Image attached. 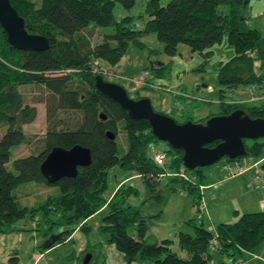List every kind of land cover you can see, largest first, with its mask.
Masks as SVG:
<instances>
[{"label": "trees", "instance_id": "1", "mask_svg": "<svg viewBox=\"0 0 264 264\" xmlns=\"http://www.w3.org/2000/svg\"><path fill=\"white\" fill-rule=\"evenodd\" d=\"M117 2L125 7L133 4V0H10L24 19L27 32L45 37L49 48L42 52L17 50L7 43L0 27V234L24 231L16 227V223L28 217L36 223L38 232L40 223L47 226L46 236L53 230L59 231L57 238L47 243L53 247L62 244L75 230L87 235L91 227L85 221L107 210L101 231L107 234L108 243L122 254L125 264H211V248L224 257L221 264H243L246 254L254 253L264 244V211L241 214L234 211L238 218L235 222L219 223L213 230L191 219L186 222L191 233L176 235L178 252H175L172 239L146 241L151 218L132 206L130 200L139 194L135 186L123 183L109 199L103 196L107 189V172L118 166L133 172L140 180L147 200L162 203L159 187L165 180V188L171 192H183L191 197L199 213L204 205L202 192L206 176L200 168L185 169L182 151L170 147L159 152L164 154L165 162L157 165L150 148L160 141L152 135L149 123L129 118L117 103L95 88L94 81L100 75L110 82L104 79L102 71L96 70V60L117 65L130 45L145 47L141 41L145 36L155 35L168 57L178 55L180 44L198 54L202 63L192 73L204 71L213 56L211 48L226 37L234 56L219 67L217 101L220 110L193 122L204 123L212 116L229 115L235 110L243 111L251 119H264L262 97L255 96L253 102H236L229 101L228 96L240 89L255 86L262 89L264 82V75L257 71L264 66V38L249 26L244 15L249 0H169L166 4L149 0L141 16L147 18L141 29L135 27L133 17L115 20L113 9ZM89 26L112 27L113 33L104 35L101 43L91 47L88 37L82 34ZM164 69V65L154 66V76L163 78ZM33 85L49 95L45 99L47 128L42 149L10 161L12 149L28 141L23 127L37 117V109L25 102L21 92V88ZM139 89L150 90L151 87ZM140 98L143 97L137 93L134 99ZM66 112L67 117L61 118ZM69 113L80 116L73 119ZM107 132L114 135V140L106 136ZM120 133L125 138L124 149L116 141ZM244 144L247 157L224 160L220 168L227 174L224 177L232 178L224 165L244 160L253 162V167H260L264 179V142L244 140ZM76 145L90 151V166L79 167L74 178L48 184L40 173L47 154L54 147L69 150ZM259 179L256 176V181ZM28 183L55 187L58 194L48 196L36 206H21L15 191ZM16 256L17 252L11 254L13 258Z\"/></svg>", "mask_w": 264, "mask_h": 264}, {"label": "rangeland", "instance_id": "2", "mask_svg": "<svg viewBox=\"0 0 264 264\" xmlns=\"http://www.w3.org/2000/svg\"><path fill=\"white\" fill-rule=\"evenodd\" d=\"M148 1L149 0H133L131 7H125L117 2L113 9L115 20L120 21L123 17H133L135 18V27L137 29L143 28L147 18L141 16L144 15V8ZM168 1L169 0H160L162 4H166ZM244 15L248 18L249 26L257 29L264 38V0H249L248 5L244 9ZM112 33V27L89 26L82 34L88 37L91 47H94L102 42L104 35ZM141 41L145 44V47L140 49L130 45L126 54L117 65L112 66L103 60H96V64L99 67H97L96 70L103 72L105 80L122 86L130 98H136V94L139 93L142 97H146L150 100L156 112L170 115V117L175 119L179 124L185 122L187 118H191L192 121L196 122L211 114H217L219 112V101H217L219 96V86L217 82L219 67L221 63H226L234 56V51L228 44L226 37L223 38L220 44L214 45L211 48L213 56L204 71L195 73L191 71L183 76L180 84L181 87L173 90V94H178L179 96L170 95L165 91H159L154 88L150 90H140V87H137L134 89L121 79L122 76L126 74L129 75L126 68V66L129 65L128 71L131 75L130 77L137 79L140 74L145 73L147 82L152 83L154 72L149 69L152 63H161L164 65L165 69L162 70L163 78H172L171 68L173 57L171 58L164 54L163 44L158 41L155 35L145 36ZM196 56L199 55L192 53L186 45H178V58H181L185 62H189L192 57L195 58ZM257 71L264 75V66ZM107 73L120 76L109 79L105 75ZM253 89L254 92L258 93L256 96L262 97L261 101H264V82L262 84V89L257 86ZM248 90L249 88L240 89L228 95L231 97L229 101H239L249 98L251 93ZM21 92L25 96V102L37 109V117L33 123L23 127V132L27 136L28 141L12 149L10 161L41 151L42 138L47 128L45 119V99H47L49 95H46L47 93H45L43 88L34 85L21 88ZM253 97L256 98L255 96ZM163 105H165L166 109L164 108V110H161ZM66 114L67 112L62 113L60 117L64 118ZM69 114L73 119L80 116L79 113ZM259 140L264 142V139ZM116 141L119 146L123 149L125 148L126 144L123 133L118 135ZM168 149L169 146L164 142H158L150 148L151 151L156 152H163ZM224 163L225 161L222 159L217 164L200 168L206 176L205 185L210 184L211 181L217 177L223 178L225 176L226 173H223L220 169ZM230 164L232 165L234 163ZM250 164L254 165L253 162ZM253 168L254 169L247 174V176H252L250 187L255 190H261L262 183H257L255 185L252 181L255 175L260 178L259 182L263 179L261 177L260 167L255 166ZM123 183L132 184L138 189V196L132 198L130 202L133 207L141 210L145 217L151 218L148 219L149 230L146 241L148 243H156L162 239H172L174 241L172 249L175 252H178L176 235L180 232L191 233V228L186 225L187 221L194 219L198 224L202 223L205 229L213 230L219 223L235 222L238 218L234 215V211L239 210L243 213L244 211L249 212V208L253 210V207L249 206L256 200L255 194H251L249 191H246L245 188L239 187L235 182L225 183V185L215 186L213 189L203 190L202 200L204 205L201 206L202 212L197 213L192 204L191 197L183 192H171L165 188L166 181L163 180L159 187L163 195V200L162 203L157 204L147 200V192L140 180L133 175V172L122 170L118 166H114L108 170L107 189L103 196L109 199L118 185ZM57 194L58 190L55 187L44 188V185L41 183L24 184L15 191L20 205L26 207L36 206L42 203L48 196H56ZM107 212V210H104L89 222L92 226V231L88 236V251L79 253L78 257H75L77 264H83L88 254L92 256L89 264H125L122 254L113 244L108 243L107 234L101 231L102 218ZM16 227L24 230L22 231L24 236V251L20 256L24 263L29 262L30 253L28 248H30V246L39 249L43 248L51 239L57 238L58 234H60L59 231L53 230L50 236L44 235L47 226L42 223H40L37 228L39 232L36 231V223L31 222L28 217L17 222ZM78 236L82 241H86L83 234L79 233ZM60 246L61 247L56 249L55 252L46 257V260H50V264H64L65 261L63 257L69 255L71 250H69L67 254L62 255L63 257L61 256V252L65 249H70V246L73 247L71 244H61ZM64 246H66V248ZM211 255V262L215 263L216 260H218L217 252L212 248ZM218 263H220V260H218Z\"/></svg>", "mask_w": 264, "mask_h": 264}, {"label": "water", "instance_id": "3", "mask_svg": "<svg viewBox=\"0 0 264 264\" xmlns=\"http://www.w3.org/2000/svg\"><path fill=\"white\" fill-rule=\"evenodd\" d=\"M0 27L6 34L7 43L17 50L42 52L49 48L45 37L27 32L24 19L10 0H0ZM160 65L156 63V66ZM154 66L152 63L149 69L153 70ZM94 85L101 94L117 103L129 118L146 120L158 141L182 151V165L187 170L209 167L222 159L245 158L244 140L264 138V119H251L241 110L212 116L204 123L187 120L179 124L172 117L156 112L148 98L132 99L122 86L104 81L100 75L96 76ZM100 118L104 119V116L100 114ZM106 136L114 140L112 133L107 132ZM214 142L217 143L213 147H208ZM90 164L91 153L85 147L76 145L69 150L54 147L41 163L40 173L48 184H54L62 178L76 177L79 167ZM91 258L88 254L83 264H88Z\"/></svg>", "mask_w": 264, "mask_h": 264}, {"label": "crops", "instance_id": "4", "mask_svg": "<svg viewBox=\"0 0 264 264\" xmlns=\"http://www.w3.org/2000/svg\"><path fill=\"white\" fill-rule=\"evenodd\" d=\"M202 63V59L199 56H196L195 58L192 57L189 62L183 61L181 58H178L177 56L172 58V68H171V74L172 78L170 79H165V78H156L154 76V79H152V83L154 85V89H158L159 91H165L167 94L170 95H177L178 94H173V90L179 89L181 87V80L184 75L187 73L191 72L192 70L196 69L200 64ZM156 66V63H154ZM127 68V73L129 75H124V76H131L129 73V65L126 66ZM176 88V89H175ZM254 87L249 88L248 91H250L251 95L249 98L244 99V100H239L236 102H247L250 101L251 98H254L253 96L258 95L257 92H254ZM152 89V87H151ZM238 91V90H237ZM187 96L186 94H184ZM185 98V97H182ZM201 100V99H200ZM165 105L162 106L161 110H164ZM166 109V108H165ZM165 114V113H164ZM254 168L249 169L247 172L232 177V178H216L211 181L210 184H207L205 186V190L213 189L215 186L219 185H225V183H230V182H235V184L239 185V187L245 188L246 191H249L251 194H255L256 200L249 206L253 207V210L249 208V212H258V211H264V179H262L260 182H256V175L255 178L252 179V181L255 183H262L261 185V190H255L252 189L250 186V180L251 177L247 176L250 171H252ZM222 170V169H221ZM255 192V193H254ZM259 192V194H258ZM238 214H241V211L236 210ZM102 211L96 213L94 216L90 217L88 220L85 221L87 225L91 227L92 231V226L89 224V222L96 217V215L102 213ZM247 211H244L243 213H246ZM213 224V223H212ZM88 232V234H84L80 232L79 230H75L62 244L67 245L71 244L73 245L70 246V249H65L61 252V256L64 254H67L69 250H71L69 255L62 256L65 263L67 264H77L75 261V257H78L79 253L84 252L87 250V246L89 244L88 242V236L91 233ZM81 233L85 236L86 241H82L78 234ZM23 232H11L8 234H0V264H23L21 260V253L24 251L23 247ZM78 242V244H77ZM61 244H57L53 247H50L48 244H46L43 248H35L34 246H30L28 248L30 257H29V262H26L24 264H50V260H46V257H48L51 253L55 252L56 249L60 248ZM66 248V246H64ZM85 249V250H83ZM83 250V251H82ZM17 252L16 258L11 257V254ZM246 254V253H245ZM246 261L243 262V264H264V244L261 245L256 249L254 253H248L245 255ZM49 259V258H48ZM217 259L220 260V263H218V260H216L215 263L211 264H221L224 261V257H221L220 255L217 254ZM58 260V259H57ZM64 263V264H65Z\"/></svg>", "mask_w": 264, "mask_h": 264}, {"label": "built area", "instance_id": "5", "mask_svg": "<svg viewBox=\"0 0 264 264\" xmlns=\"http://www.w3.org/2000/svg\"><path fill=\"white\" fill-rule=\"evenodd\" d=\"M109 79L112 78H117L120 75H116V74H112V73H107L105 74ZM146 74L142 73L140 74V76L137 79H134L133 77L130 76H122L121 79L125 82H127L129 85H131L134 89L137 87H142V86H149V87H154L153 84L147 82V79L145 78ZM256 100V98H251V101ZM154 154V160L157 163V165L162 166L165 162V156L162 153L153 152ZM225 170L228 171L229 175L231 177H235L238 175H241L243 173H245L246 171H248L250 168L253 167V165L250 164V162L241 160L238 163H235L234 166L233 165H224ZM212 244L214 246H217V243L215 241L212 242ZM230 261H228L229 263Z\"/></svg>", "mask_w": 264, "mask_h": 264}, {"label": "flooded vegetation", "instance_id": "6", "mask_svg": "<svg viewBox=\"0 0 264 264\" xmlns=\"http://www.w3.org/2000/svg\"><path fill=\"white\" fill-rule=\"evenodd\" d=\"M224 160H226V159H224Z\"/></svg>", "mask_w": 264, "mask_h": 264}]
</instances>
